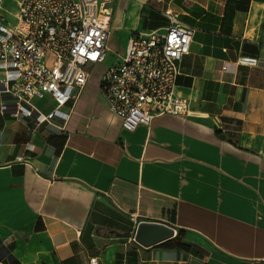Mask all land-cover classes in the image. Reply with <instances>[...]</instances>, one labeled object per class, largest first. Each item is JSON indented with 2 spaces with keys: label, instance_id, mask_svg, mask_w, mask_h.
Instances as JSON below:
<instances>
[{
  "label": "crops",
  "instance_id": "0c3cea01",
  "mask_svg": "<svg viewBox=\"0 0 264 264\" xmlns=\"http://www.w3.org/2000/svg\"><path fill=\"white\" fill-rule=\"evenodd\" d=\"M0 7L11 20L19 10L13 0ZM166 9L196 29L176 86L190 116L124 129L101 65L61 108L67 119L37 125L0 98V264H264V0H113L108 49L122 54L134 31L164 27ZM36 104L56 107L50 96ZM99 202L135 227L183 231L191 251L97 226L89 247Z\"/></svg>",
  "mask_w": 264,
  "mask_h": 264
},
{
  "label": "built area",
  "instance_id": "2783aa9c",
  "mask_svg": "<svg viewBox=\"0 0 264 264\" xmlns=\"http://www.w3.org/2000/svg\"><path fill=\"white\" fill-rule=\"evenodd\" d=\"M13 1L19 10L12 20L0 7V98L13 102V116L32 118L37 125L67 119L61 108L80 97L91 67L98 65L106 67L100 87L124 129L134 131L163 115H191L190 100L178 96L176 86L196 29L174 10L164 11V27L134 31L125 51L105 65L113 0ZM257 62L238 60L251 66ZM48 96L56 107L44 113L36 100ZM17 160L30 163L23 155Z\"/></svg>",
  "mask_w": 264,
  "mask_h": 264
},
{
  "label": "water",
  "instance_id": "95a60500",
  "mask_svg": "<svg viewBox=\"0 0 264 264\" xmlns=\"http://www.w3.org/2000/svg\"><path fill=\"white\" fill-rule=\"evenodd\" d=\"M95 226L99 227V232L105 228L112 229V232L119 230L122 236H130L134 231L135 241L144 247L163 243L177 235L176 228L163 222L141 221L135 227V223L130 217L101 202L97 204L92 213V219L88 222L83 233V239L89 247L94 244L92 233ZM191 264H202V262L194 259Z\"/></svg>",
  "mask_w": 264,
  "mask_h": 264
},
{
  "label": "trees",
  "instance_id": "16d2710c",
  "mask_svg": "<svg viewBox=\"0 0 264 264\" xmlns=\"http://www.w3.org/2000/svg\"><path fill=\"white\" fill-rule=\"evenodd\" d=\"M184 237V232L179 231L175 238L169 239L162 243V245L166 246L167 248L171 249H182L186 251H191V246L184 244L182 239Z\"/></svg>",
  "mask_w": 264,
  "mask_h": 264
},
{
  "label": "rangeland",
  "instance_id": "374dc122",
  "mask_svg": "<svg viewBox=\"0 0 264 264\" xmlns=\"http://www.w3.org/2000/svg\"><path fill=\"white\" fill-rule=\"evenodd\" d=\"M116 59H118L117 53L109 50L105 65L113 64L116 61Z\"/></svg>",
  "mask_w": 264,
  "mask_h": 264
}]
</instances>
